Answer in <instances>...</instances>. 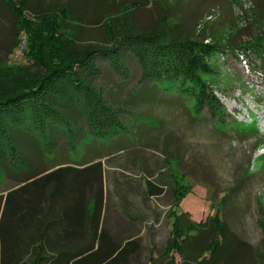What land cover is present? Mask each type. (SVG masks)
I'll return each mask as SVG.
<instances>
[{"label":"rangeland","instance_id":"obj_1","mask_svg":"<svg viewBox=\"0 0 264 264\" xmlns=\"http://www.w3.org/2000/svg\"><path fill=\"white\" fill-rule=\"evenodd\" d=\"M44 2L48 5H67L82 21L70 16L65 18L62 14L56 15L54 23L29 18L25 31L18 36L15 18L0 0V91L35 80L42 74L44 58L54 63L53 57L57 52L53 44L56 41H61L58 44L75 57L92 46L111 45L121 30L123 35L133 26L132 20L140 29L157 27L161 21V25L167 23L174 28L173 34L206 36L232 46L250 40L261 31L264 33V0ZM134 4L138 7L130 10ZM114 16H119V21H114ZM49 28L57 39L49 40L44 36L45 29ZM101 37L105 39L104 43ZM31 39L36 49L42 42L39 55L42 58L39 60L34 58V53H26V50L29 51L26 45ZM238 51L232 53L230 49L225 54H215L211 58L215 71L204 74L211 90L223 105L222 119L212 117L206 110L197 114L190 94L183 98L186 111L178 107L175 117H171L176 134L172 136L170 144L176 157L171 158L170 163L166 162L162 176L169 171L172 174L167 186H171L173 191L170 194L174 198L175 195L181 196L176 205L177 212L187 214L196 224H208L189 231L190 237L184 240L178 238L181 252L169 249L170 257L163 259L161 256L163 258L154 260L152 264H186L187 261L190 264H206L210 260V264H264V75L257 72L258 63L250 64ZM254 64L256 69L253 68ZM98 65L102 71L97 74V81H93V84L101 88L104 95L112 84L104 79L107 62L100 59ZM138 66L131 65L129 69L136 71L140 68ZM159 83L164 90L169 86L172 90L174 85H182L181 82L175 84L166 80ZM83 119L82 124L87 128V121ZM182 123L187 126L185 137L179 134L178 126ZM12 129L23 156L30 161V167L25 174H11L4 158H1L0 191L7 178L12 184L19 175L24 178L31 173L44 171V151L48 145L44 133L38 136L21 126ZM6 171L10 172L7 177ZM217 220L220 224L226 223L230 232L247 246L239 242L235 244L231 239L226 241L217 235L218 232L214 231ZM215 236L220 249L211 259V250L206 247L215 240Z\"/></svg>","mask_w":264,"mask_h":264},{"label":"trees","instance_id":"obj_2","mask_svg":"<svg viewBox=\"0 0 264 264\" xmlns=\"http://www.w3.org/2000/svg\"><path fill=\"white\" fill-rule=\"evenodd\" d=\"M1 1L2 6L15 18L18 36L25 31L29 18L54 23L56 15L62 14L65 18L70 16L79 22L82 21L64 4L48 5L44 0H17L16 3L14 0ZM137 7L134 4L130 10ZM114 17H116L114 21H119V16ZM133 22L132 20L131 24L134 27L131 26L127 32L125 30L123 35L121 30V36L115 37L111 45L92 46L85 53L75 57L65 52L58 44L61 41H56L53 44L57 52L53 57L54 63L50 62L51 60L45 61L44 58L46 70L42 68V74L35 80L18 83L10 90L0 91V159L4 158L11 174L15 172L21 175L29 172L30 167V161L23 156L20 143L12 133L14 127H24L26 131H33L38 136L39 133H44L48 144L45 154L56 148L63 140L75 150L84 139V134L109 136L126 128L123 118L127 111L109 104L101 88L93 84V81H97V74H101L102 71L98 65L100 59L105 60L108 67L122 79L130 77L132 73L131 68L129 69L130 60L134 59L139 63L143 81L159 83L166 80L175 84L181 82L182 85L179 87L174 85L172 93L184 99L190 94L194 99L197 114L206 110L212 117L219 119L224 116L223 105L204 78V74H213L215 71L211 62L215 54H225L230 49L232 53L239 50L238 54L250 64L258 63L257 72L264 75L263 31L248 41L232 46L221 40L213 41L206 36L194 37L186 33L174 35L172 33L174 28L167 23L161 25V21L157 27L146 30L136 27ZM50 28L45 29L44 36L49 40L57 39ZM101 41L104 43L105 39L102 38ZM39 45L40 47L36 49L31 39L26 45V49L29 48L26 53H34L35 59H41L39 55L42 42ZM253 68L256 69L255 64ZM83 118L87 121V128L82 124ZM101 168V164L94 165L92 168L94 174L91 177V185L95 186L97 195L98 214L103 204ZM9 173L6 171L5 176L7 177ZM43 173L44 171L31 173L24 178L19 175L12 184H9L8 178V181L4 182L2 189L8 191V194H0V264H71L73 260L89 252L88 249L72 252L57 246L60 237L71 240L78 234L68 233L59 236L55 226H47L44 210L49 207L47 194L50 192L51 181L48 176L44 178ZM19 185L21 186L18 189H14ZM56 192L55 187L52 195ZM180 199L181 196L175 195V208L169 213L175 222L168 251L176 249L177 252H181L178 238L184 240L190 237L189 231L208 224H196L187 214H179L176 205ZM217 222V228L214 227L217 235L226 241L231 239L235 244L239 242L242 246H247L230 232L226 223L220 224L219 220ZM211 230L213 231V228ZM214 238L215 240L206 247L211 250V259L220 249L216 236ZM94 262V255H90L73 264H96ZM210 262L211 260L206 264ZM186 264H190L189 261Z\"/></svg>","mask_w":264,"mask_h":264},{"label":"crops","instance_id":"obj_3","mask_svg":"<svg viewBox=\"0 0 264 264\" xmlns=\"http://www.w3.org/2000/svg\"><path fill=\"white\" fill-rule=\"evenodd\" d=\"M135 64L139 63L130 60V66ZM131 71L124 80L108 66L104 74L112 84L105 99L127 111L125 129L109 136H85L75 150L63 140L44 155V178L51 181L49 191L57 189L55 195L47 194V226H55L59 236L78 234L71 240L60 237L59 248L89 250L71 264L90 255L96 264H152L170 257L167 248L174 219L169 213L175 208V198L167 186L171 172L165 176L161 172L176 157L170 144L176 134L171 117L176 108L184 110V99L173 94L170 86L164 90L158 82L141 80L140 68ZM178 127L185 137L186 124ZM97 164L102 166L103 183L99 214L91 185L92 168Z\"/></svg>","mask_w":264,"mask_h":264}]
</instances>
